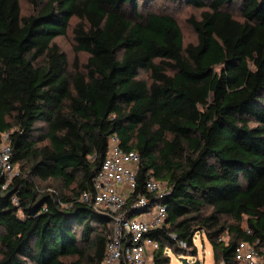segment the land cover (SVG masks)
Here are the masks:
<instances>
[{"label":"trees","instance_id":"obj_1","mask_svg":"<svg viewBox=\"0 0 264 264\" xmlns=\"http://www.w3.org/2000/svg\"><path fill=\"white\" fill-rule=\"evenodd\" d=\"M29 1L23 14L0 0V143L21 169L5 189L0 177V264H103L113 219L79 198L113 135L142 158L128 213L153 199L149 173L170 189L155 264L168 248L196 255L198 232L215 264H242L241 241L264 246V0H172L205 8L186 46L174 15L141 11L154 0ZM74 17L89 58L71 72L55 39Z\"/></svg>","mask_w":264,"mask_h":264},{"label":"built area","instance_id":"obj_2","mask_svg":"<svg viewBox=\"0 0 264 264\" xmlns=\"http://www.w3.org/2000/svg\"><path fill=\"white\" fill-rule=\"evenodd\" d=\"M11 155L12 145L8 134H4L0 143V177H4L1 189H5L11 179L19 174L14 173L16 164L12 162ZM141 159L138 151L126 150L118 137L113 135L93 187L83 191L79 198L113 219L103 264H121L122 260L129 264H155L160 243L152 236V231L161 228L167 221L168 206L161 198L170 189L168 186L164 189V181L149 173L145 188L153 199L141 195L133 204V212H127L128 199L138 185ZM14 201H18L17 197H14ZM143 212L145 215L142 217H135ZM259 243V239L255 243L239 242L235 249L237 261L242 264H264V246L259 247ZM179 245L187 247L183 240Z\"/></svg>","mask_w":264,"mask_h":264},{"label":"rangeland","instance_id":"obj_3","mask_svg":"<svg viewBox=\"0 0 264 264\" xmlns=\"http://www.w3.org/2000/svg\"><path fill=\"white\" fill-rule=\"evenodd\" d=\"M20 3L23 14H29L33 11V6L29 0H20ZM204 9L205 8H198L183 3H178L172 0H154L152 4L146 9L141 8V11L154 10L174 15L177 18L179 24L181 25L184 35V45L186 46L188 43L191 42L196 43L198 39L197 32L195 31L189 19L191 17L200 19L201 12ZM229 10L236 18L240 20L243 19L242 10L238 4L231 6ZM77 22L78 19L74 17L71 21V26L69 27L67 33L55 39L56 42L67 54L69 70L71 72L76 71V64L77 68H79L80 70L86 69L89 58V54L87 52L77 51L76 49L77 42L75 40L74 27L76 26ZM143 75L146 78H149L148 73H143ZM38 125H42V123H39ZM16 172H21L20 166L18 164H16V170L14 173ZM38 183L40 184L43 190H49L50 188L52 190H54V188L58 190L61 189L60 187L58 188L57 182L54 180H50L47 182L39 180ZM164 184V189H167L166 182H164ZM143 215H145V212L137 213L135 217L138 218L142 217ZM194 242L197 247L196 255H193L192 249L188 250V253L186 255H179L171 250H167V253L171 257V264H215L212 244L208 240L206 234L198 232L194 237ZM181 257H187L190 263L183 262Z\"/></svg>","mask_w":264,"mask_h":264},{"label":"water","instance_id":"obj_4","mask_svg":"<svg viewBox=\"0 0 264 264\" xmlns=\"http://www.w3.org/2000/svg\"><path fill=\"white\" fill-rule=\"evenodd\" d=\"M182 261L185 263H190L187 257H181ZM198 262V261H197ZM192 264V263H191Z\"/></svg>","mask_w":264,"mask_h":264}]
</instances>
